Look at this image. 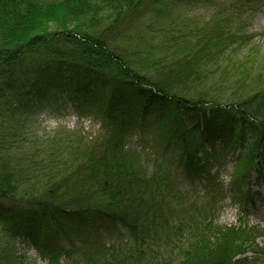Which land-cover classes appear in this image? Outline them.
I'll return each mask as SVG.
<instances>
[{
	"label": "trees",
	"instance_id": "1",
	"mask_svg": "<svg viewBox=\"0 0 264 264\" xmlns=\"http://www.w3.org/2000/svg\"><path fill=\"white\" fill-rule=\"evenodd\" d=\"M112 1L119 9L108 19L96 13L89 17L97 26L105 24L98 31L83 30L74 21L89 9L87 0H0V95L9 99L15 92L22 97L24 89L41 102L67 95L81 116L93 113L102 128L99 137L76 140L60 153L56 149L50 174L30 192L19 181L18 169L0 154V202L10 211L0 221L4 219L10 237L20 232L47 249L48 264H59L60 254L51 242L60 234L80 237L75 247L80 254L70 264H244L247 258L238 262V257L259 247L264 230L243 220L218 224L214 204L182 193L166 154L177 153L183 168L203 176L210 187L216 173L208 164L239 151L232 176L235 197H253V173L256 177L264 169L260 46L243 59L230 60L234 45H251L252 39L230 29L226 16L210 23L193 19L177 34L165 30L161 46L168 54L155 61L146 51L110 43H118L116 36L136 25L143 12L187 0ZM119 23L126 30L115 26ZM111 33L115 35L109 42L106 35ZM33 71L35 79L26 82ZM214 74L234 75L236 85L253 82L258 88L247 99L232 95L223 103L201 86ZM52 89L57 92L51 94ZM136 131L150 135L151 168L140 150L128 146ZM80 225L97 233L95 239H88L91 231L85 236ZM101 225L123 226L129 242L107 245ZM2 230L0 260L10 264L13 256L1 249ZM174 237L184 243L174 240L180 248L177 260L163 255ZM257 252L263 253L264 246ZM72 253L65 250L64 255L72 258Z\"/></svg>",
	"mask_w": 264,
	"mask_h": 264
},
{
	"label": "rangeland",
	"instance_id": "2",
	"mask_svg": "<svg viewBox=\"0 0 264 264\" xmlns=\"http://www.w3.org/2000/svg\"><path fill=\"white\" fill-rule=\"evenodd\" d=\"M152 1L154 0H148L147 4ZM87 2L89 3L87 12L85 7L84 13L74 21L83 30L99 27L97 30L103 31L106 28L105 24L101 23L97 26L99 23H96L95 18L89 21V17L96 13L102 19H108L109 13L119 9V4L112 0H87ZM222 16H226L225 23L230 29L241 30L252 39L251 45L242 47L234 45V51L228 56L230 60H235L236 56L243 59L255 46H260V56L264 57V0H187L174 2L169 8H165L163 4L152 12H143L142 18L136 22V25H130L129 30L116 36L118 43L111 42L115 34H107L106 38L114 47L121 45L127 51L137 49L146 51L155 61H162L168 54V51L163 50L161 46L167 34L166 31L177 34L179 27L181 31L185 30L182 28L184 24H189L193 19H197L198 23L203 21L210 23L212 19ZM122 25L124 23L115 26ZM126 27L127 25L122 26L120 30H126ZM222 61L223 64L226 63L224 59ZM35 77L33 71L24 79L30 83ZM234 77V75L224 77L214 74L204 82L202 81L201 86L213 95L212 98H218L223 103H227L228 97L231 98L232 95L238 100L247 99L258 88L253 82H249L246 86L236 85ZM22 82H24L23 79ZM32 92L24 93L22 89L20 91L22 97L14 96L16 94L14 92L9 99L5 95H0V154L7 156L8 163L18 169V179L29 192L43 183L47 178L46 173L50 174L54 165L52 157L56 154V149L59 153L63 152L72 145L70 143L82 139L92 140L99 137L102 131L100 119L91 112L81 116L67 95L61 98L62 94H59L58 101L41 102L36 93ZM56 92V89L50 91L51 94ZM247 137L250 140L252 130H249ZM55 139L58 141L57 145L54 143ZM217 144L221 146L219 141ZM128 146L140 150L143 162L151 168L154 156L150 135L145 131H136L129 137ZM238 154L239 151H236L230 153L221 162L213 160L208 164L209 167H207L212 173H216L215 180L209 184L210 187L206 186L205 180L202 182L203 176L199 178L190 175L183 168L177 153L167 152L166 158L170 163L177 186L187 198L195 199L201 204L216 206L215 219L218 224L231 225L243 220L259 225L264 230V169L256 177L255 172L253 173L251 184L253 197L247 198L245 194L243 198H236L237 190L232 185V176L235 173ZM210 169H206L205 173L207 174ZM53 173L54 171L51 174ZM21 192H24L23 189ZM7 207L8 204L0 202V215H10ZM177 210L179 213L180 208L177 207ZM15 220L13 221L16 223ZM3 222H5L4 219ZM3 222L0 221V230L3 229L4 236L1 249L13 256L10 264H44L45 261L48 264L50 256L47 249L43 251L39 243L32 242L30 237H24V234L20 232L13 235L15 238L10 237ZM175 222L178 220L175 219ZM79 230L84 232L85 236L91 231L92 235H89L88 239H95L97 234L86 225H80ZM99 232L102 234L101 239L103 238L107 245L129 242L123 226L101 225ZM76 237L60 234L51 242V246L57 248V253L60 254V258L65 259L66 264L72 263L73 259L80 254L75 248L79 245L80 237ZM174 240L184 246V243L174 237L171 247L163 250V255L177 260L180 248L177 244L174 245ZM257 242L259 247L238 257L240 259L238 262L246 257L244 264H264V252H257L264 246V236L259 237ZM65 250L73 251L72 258L64 255ZM30 251H33L31 256ZM0 264L7 263L0 260Z\"/></svg>",
	"mask_w": 264,
	"mask_h": 264
},
{
	"label": "clouds",
	"instance_id": "3",
	"mask_svg": "<svg viewBox=\"0 0 264 264\" xmlns=\"http://www.w3.org/2000/svg\"><path fill=\"white\" fill-rule=\"evenodd\" d=\"M33 254V251H30L29 255L31 256ZM44 264H47L45 261ZM59 264H65V259L63 257L60 258Z\"/></svg>",
	"mask_w": 264,
	"mask_h": 264
}]
</instances>
